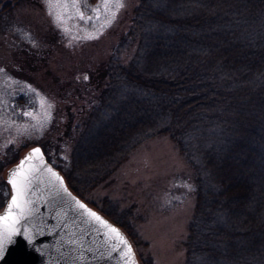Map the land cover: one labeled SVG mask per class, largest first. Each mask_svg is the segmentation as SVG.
<instances>
[{
    "label": "trees",
    "instance_id": "obj_1",
    "mask_svg": "<svg viewBox=\"0 0 264 264\" xmlns=\"http://www.w3.org/2000/svg\"><path fill=\"white\" fill-rule=\"evenodd\" d=\"M7 1L0 26L20 2ZM125 36L136 43L129 60L120 61L123 42L94 91L98 71L80 83L67 161L42 148L46 160L87 203L143 141L167 136L195 175L183 264H264V0H139ZM89 204L137 241L130 211L108 198Z\"/></svg>",
    "mask_w": 264,
    "mask_h": 264
},
{
    "label": "rangeland",
    "instance_id": "obj_2",
    "mask_svg": "<svg viewBox=\"0 0 264 264\" xmlns=\"http://www.w3.org/2000/svg\"><path fill=\"white\" fill-rule=\"evenodd\" d=\"M138 1L121 0L123 6L118 11L113 5L116 17L110 23L103 8L99 19L93 16L87 24L69 8L64 12L65 22L58 25L55 14L63 10L50 9L43 0H20L8 15L4 14L0 26V179L9 190L5 205L11 196L8 172L32 148H39L46 160L45 148L54 164L60 158L67 161L75 143L73 122L83 108V100L78 99L80 83L98 71L90 79L92 90L96 87L98 75L103 74L117 45H128L120 57L124 64L132 56L136 43L128 42L125 33ZM7 2L2 0L0 9ZM96 4L97 0H87L86 5L82 0L80 10L92 15ZM19 97L21 101L17 102ZM213 152L215 165L222 161L221 152L215 148ZM13 155L16 161L5 164ZM46 162L64 179L53 163ZM61 165L65 168L67 163ZM208 169L212 172L214 167ZM195 189V175L179 147L167 136H155L134 149L111 178L86 195L88 202H84L100 213L89 203L108 198L119 211H130L137 241L125 236L138 264L146 259L152 264H183Z\"/></svg>",
    "mask_w": 264,
    "mask_h": 264
},
{
    "label": "water",
    "instance_id": "obj_3",
    "mask_svg": "<svg viewBox=\"0 0 264 264\" xmlns=\"http://www.w3.org/2000/svg\"><path fill=\"white\" fill-rule=\"evenodd\" d=\"M33 149L34 148H32L29 153H31ZM28 154L26 156H28ZM41 155L44 161L43 164H41L39 159H32L30 161H25L24 165V171L32 172L36 177L30 189V196L34 201L30 207L38 208V211L35 212L33 216L20 221L17 225L21 231H23L24 228H28V230L32 232L34 237L33 243L29 245L22 235L15 237L14 242L6 249L4 257L0 258V264H124V260L120 258L118 251L112 252L110 257L105 256V248L99 246V242L104 240V236L98 235L95 231H89L86 235H83V240L85 242L84 247H78L75 244L67 243V240L70 238V232H75L77 237L82 235L81 229L84 225L81 221L87 219V217L80 215L83 210L76 207V201L78 200L87 208H91L71 193L63 177L46 162L42 152ZM33 166H36L38 170L33 172ZM47 167H51L53 171L61 177L64 182L63 188H66L67 192L61 189L59 195H49L52 189L49 188L48 181L52 178L49 173L44 171ZM55 187L60 188L59 181L55 182ZM31 193H35V195H31ZM41 196L44 197L43 200L40 199ZM72 197H75V200H73ZM10 199L11 196L5 209ZM91 210L94 211L93 209ZM17 211V209H13V212ZM4 212L0 213V215H3ZM57 213H60V215L58 216ZM96 213L106 220L100 213ZM58 221H62L60 228H57L49 234V228L54 226ZM106 221L113 227H116L108 220ZM4 223L5 222H0V230L3 229ZM41 223L47 225V227L43 230L44 234L37 235L36 226ZM65 225H67V227H65ZM94 227L97 226L93 224L88 225L89 229ZM116 228L127 240L122 231L118 227ZM99 231L103 232L102 229ZM88 248L92 250L89 251ZM132 252L134 264H138L133 249Z\"/></svg>",
    "mask_w": 264,
    "mask_h": 264
},
{
    "label": "snow or ice",
    "instance_id": "obj_4",
    "mask_svg": "<svg viewBox=\"0 0 264 264\" xmlns=\"http://www.w3.org/2000/svg\"><path fill=\"white\" fill-rule=\"evenodd\" d=\"M43 2L50 9L63 10L58 11L55 14V20L58 25L65 22L64 12H67L69 8L74 9L75 15L87 24L93 19V16L99 19L101 8L109 14L110 23L111 20H114L116 17V11L112 10V6L114 5L117 11L123 6L121 0H97L96 6L91 9L92 15H86L85 11L80 10V3L82 0H43ZM83 2L86 5L87 0H83ZM49 15H52L51 11L49 12ZM71 18V16L68 17V19ZM64 31L67 32L68 29L65 28ZM87 38L92 39L94 37L88 36ZM0 71H2V69H0ZM29 91L34 90L29 87ZM41 104H43V100H41ZM24 115L31 117L32 113L25 112ZM32 159H39L41 164L44 163L41 150L39 148H34L24 160H21L17 168L10 172L9 179L7 181V183L11 185V199L4 214L0 215V222H5L3 229L0 230V258L4 257L6 249L14 242V238L17 236L22 235L29 245H32L33 243L34 237L32 232H30L28 228H24L23 231H21V229L17 227L20 221L33 216L35 212L38 211V208L30 207V205L34 203L30 196V189L32 184L35 182L36 177L32 174V172L24 171L25 161H30ZM36 170H38L36 166H33V172ZM44 171L49 173L52 178L48 181V186L52 189V191L49 192V195H59L61 189H63L64 192H67V189L63 188V180L55 171H53L51 167L45 168ZM56 181H59L60 188L55 187ZM5 195H9V193L5 192ZM31 195H35V193H31ZM40 199L43 200L44 197L41 196ZM72 199L75 200V197H72ZM76 207L83 210L80 215L87 217V219L81 221L84 225L81 229L82 235L77 237L75 232H70V238L67 240V243L75 244L78 247H84L85 242L83 240V235H86L89 231H95L98 235L104 236V240L99 242V246L105 248L106 257H110L112 252L118 251L120 258L124 260V264H134L132 247L116 227H113L95 211L87 208L78 200L76 201ZM13 209H17L18 211L13 212ZM57 215L59 216L60 213H57ZM61 222L62 221H58L54 226L49 228V234L57 228H60ZM89 224L96 225L97 227L89 229ZM45 227H47V225H44L43 223L37 225L36 234H44L43 230ZM65 227H67V225H65ZM100 229H102L103 232H100ZM88 250L91 251L92 249L88 248Z\"/></svg>",
    "mask_w": 264,
    "mask_h": 264
}]
</instances>
